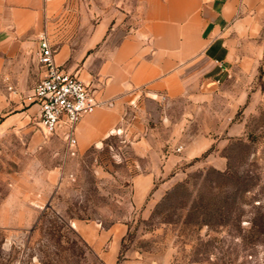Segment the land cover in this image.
Wrapping results in <instances>:
<instances>
[{
  "label": "rangeland",
  "instance_id": "rangeland-1",
  "mask_svg": "<svg viewBox=\"0 0 264 264\" xmlns=\"http://www.w3.org/2000/svg\"><path fill=\"white\" fill-rule=\"evenodd\" d=\"M129 4L62 0L36 36L0 48V123L32 102L40 32L54 51ZM233 50L211 84L164 97V119L129 102L81 150L32 111L0 125V264H264V13ZM155 143L162 167L150 166ZM81 226L101 239L87 242Z\"/></svg>",
  "mask_w": 264,
  "mask_h": 264
},
{
  "label": "crops",
  "instance_id": "crops-1",
  "mask_svg": "<svg viewBox=\"0 0 264 264\" xmlns=\"http://www.w3.org/2000/svg\"><path fill=\"white\" fill-rule=\"evenodd\" d=\"M61 1L0 0V48L13 42L14 37L27 33L36 36ZM116 12L112 25L102 14L80 42L71 34V39L65 36L53 51L55 63H64V69L74 71L100 101L75 125L77 150L109 135L129 102L154 103L164 119V97L185 95L192 82L198 86L211 84L218 65L233 54L235 41L259 30L264 0H133ZM118 24L124 27L116 35ZM16 42L20 46V40ZM0 71H6L1 63ZM39 71L40 75V66ZM27 111L36 113L37 121L38 105L32 101L25 108L2 115L0 125L23 122ZM146 112L151 113L148 109ZM152 145L150 166L156 167L159 162L162 167L158 154L161 147ZM80 233L87 242L101 239L89 227L81 226Z\"/></svg>",
  "mask_w": 264,
  "mask_h": 264
},
{
  "label": "built area",
  "instance_id": "built-area-1",
  "mask_svg": "<svg viewBox=\"0 0 264 264\" xmlns=\"http://www.w3.org/2000/svg\"><path fill=\"white\" fill-rule=\"evenodd\" d=\"M37 60L41 74L31 91L32 101L38 105L36 123L47 133L62 128L66 146L73 149L77 121L100 101L92 87L74 71L55 63L51 44L43 32L37 38Z\"/></svg>",
  "mask_w": 264,
  "mask_h": 264
}]
</instances>
